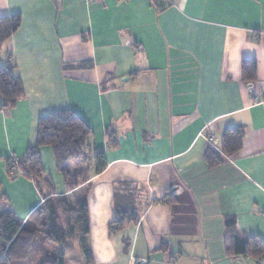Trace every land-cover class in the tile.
<instances>
[{
  "label": "crops",
  "instance_id": "0c3cea01",
  "mask_svg": "<svg viewBox=\"0 0 264 264\" xmlns=\"http://www.w3.org/2000/svg\"><path fill=\"white\" fill-rule=\"evenodd\" d=\"M13 14L21 25L0 63L15 64L25 95L0 111V194L18 217L44 198L31 178L8 177L5 158L36 142L40 117L71 109L105 169L69 191L53 148L39 153L53 191L88 205L94 264H264L225 245L227 217L264 241V0H0V18ZM244 59L256 80L242 79ZM231 127L245 134L227 156ZM123 191L140 218L111 235Z\"/></svg>",
  "mask_w": 264,
  "mask_h": 264
},
{
  "label": "trees",
  "instance_id": "16d2710c",
  "mask_svg": "<svg viewBox=\"0 0 264 264\" xmlns=\"http://www.w3.org/2000/svg\"><path fill=\"white\" fill-rule=\"evenodd\" d=\"M21 21L20 14L0 18V51L3 43L19 29ZM241 67L243 80H256L255 59H244ZM24 95V85L15 64L10 61L0 63V111L13 108ZM90 134L91 128L75 111H55L39 118L36 142L21 157L5 158L8 177L23 175L31 178L44 200L24 220L9 208L8 198L1 192L0 264H94L88 243V205L74 204L70 195L53 191V182L43 168L39 153L41 146H51L69 191L78 189L89 181L93 171L100 173L107 166L101 149H87L86 140ZM244 134L243 127L224 130L225 155L233 156L241 150ZM108 136L109 144L113 145L112 135ZM204 158L210 168L223 162L222 156L212 148L207 149ZM173 200L171 198L169 202ZM113 204L116 217L109 224L111 235L136 224L140 218L130 192H115ZM225 222L228 228L225 245L229 255L247 254L256 260L264 259L263 240L235 234L234 217H227ZM128 246V240H125L126 250Z\"/></svg>",
  "mask_w": 264,
  "mask_h": 264
},
{
  "label": "built area",
  "instance_id": "2783aa9c",
  "mask_svg": "<svg viewBox=\"0 0 264 264\" xmlns=\"http://www.w3.org/2000/svg\"><path fill=\"white\" fill-rule=\"evenodd\" d=\"M207 139L211 145L216 146L217 138L215 136L209 135Z\"/></svg>",
  "mask_w": 264,
  "mask_h": 264
},
{
  "label": "rangeland",
  "instance_id": "374dc122",
  "mask_svg": "<svg viewBox=\"0 0 264 264\" xmlns=\"http://www.w3.org/2000/svg\"><path fill=\"white\" fill-rule=\"evenodd\" d=\"M46 191V190H45Z\"/></svg>",
  "mask_w": 264,
  "mask_h": 264
}]
</instances>
